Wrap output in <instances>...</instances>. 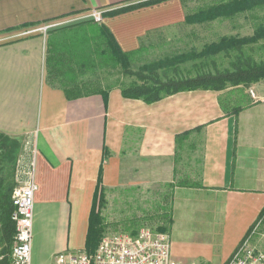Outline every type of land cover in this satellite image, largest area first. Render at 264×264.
<instances>
[{"label": "crops", "instance_id": "obj_1", "mask_svg": "<svg viewBox=\"0 0 264 264\" xmlns=\"http://www.w3.org/2000/svg\"><path fill=\"white\" fill-rule=\"evenodd\" d=\"M147 1L0 0V132L18 143L14 184L17 159L29 161L37 151L33 264L94 252L86 243L100 176L105 190L134 183L171 188L169 234L177 255L198 251L225 264L264 215L261 82L147 103L124 97L118 86L69 99L47 80L48 40L57 28L27 32L89 21L93 10H103L100 24L124 52H150L166 45L157 38L190 25L185 0L135 7ZM2 244L1 257L10 258L13 244ZM175 244L180 249L172 250Z\"/></svg>", "mask_w": 264, "mask_h": 264}, {"label": "trees", "instance_id": "obj_2", "mask_svg": "<svg viewBox=\"0 0 264 264\" xmlns=\"http://www.w3.org/2000/svg\"><path fill=\"white\" fill-rule=\"evenodd\" d=\"M162 0H151L135 7L157 3ZM132 7L126 8L131 9ZM122 9L120 11H125ZM264 9V0H223L205 10L187 14L189 25L204 24L220 18H233L236 15L251 13L254 21V34L249 37L223 36L218 42L204 44L198 50L195 46L188 50L183 48L166 52L162 58L138 64L148 52L142 47L132 52H124L109 28L94 21H85L53 30L49 35L47 48V80L61 87L69 99H76L94 93H106L118 86L124 97L142 99L147 103L157 102L171 94L186 90H216L228 87L245 86L264 80V61H254L244 51V45L264 36V16L255 14ZM120 11L112 12L116 14ZM196 33L193 31L192 35ZM223 53L232 58V68L216 71H205L196 76L162 78L161 74L177 72L180 65L189 60L210 57ZM137 66V69L134 67ZM112 71L122 72L133 77L127 84L103 85L102 76ZM181 136H177L180 138ZM18 143L15 139L0 132V223L3 234L1 240L7 248L13 244L15 226L11 219L13 211L12 195L16 184L10 180L13 176ZM171 185V184H170ZM171 186H174L172 184ZM105 187L101 176L95 194V201L90 216V225L86 248L90 250L101 239L104 232V219L101 213ZM165 217L170 226L172 222L171 206L166 208ZM161 232L166 226H161ZM136 234L137 231H133ZM94 239V240H93ZM92 241L94 243L92 244ZM0 264H9L10 259L2 258Z\"/></svg>", "mask_w": 264, "mask_h": 264}, {"label": "rangeland", "instance_id": "obj_3", "mask_svg": "<svg viewBox=\"0 0 264 264\" xmlns=\"http://www.w3.org/2000/svg\"><path fill=\"white\" fill-rule=\"evenodd\" d=\"M187 2V11L195 13L199 10H205L213 5H216L223 0H185ZM228 1V0H225ZM250 16L251 13L236 15L233 18H220L204 24L190 25L187 28L177 32H167L164 36L157 38L161 42L166 41L164 46H156L147 53L146 57L138 64L152 61L156 58H162L166 52L174 49L183 48L189 49L195 46L198 50L202 49L204 44L210 42H218L223 36L249 37L254 34V21ZM259 16H264V9H259L255 13ZM44 26V25H43ZM63 25L54 26L48 29L51 30ZM193 30L195 35L189 34ZM156 40V41H157ZM244 51L247 55L253 58L254 61H264V36L258 40H253L244 45ZM232 58L224 56L223 53L212 55L210 57H201L192 59L180 65V70L177 72L170 71L167 74H161L162 78H175L181 76H196L205 71H216L232 68ZM137 69V66L134 67ZM133 77L127 76L122 72L112 71L102 76L103 85L127 84ZM264 85V80L260 81ZM256 90V89H255ZM132 184L129 186H120L118 188H109L105 190L104 200L102 201L101 213L104 219V232L101 239L110 234H133V231H139L141 228L148 227L153 231L161 232V226H166L168 229L164 232H169V224L167 222L166 208L170 206L171 188L167 184ZM1 234V233H0ZM170 235V234H169ZM2 235H0V238ZM101 239L93 247L95 251ZM94 240V239H93ZM94 241H92V244ZM255 243L259 249L264 250V236L260 235L255 239ZM3 248L0 239V252ZM180 249L178 244L172 247V250ZM87 249V248H86ZM86 251V250H85ZM175 253V252H174ZM176 254V253H175ZM172 257L176 262L181 264H217L218 259L208 258L198 251H185L184 254L175 255ZM5 259H10L8 255Z\"/></svg>", "mask_w": 264, "mask_h": 264}, {"label": "built area", "instance_id": "obj_4", "mask_svg": "<svg viewBox=\"0 0 264 264\" xmlns=\"http://www.w3.org/2000/svg\"><path fill=\"white\" fill-rule=\"evenodd\" d=\"M89 20L103 22L104 11L93 10ZM59 24H47L36 31L47 34L48 29ZM252 94L253 91H251ZM36 150L26 161L17 159L15 166V189L12 195L11 219L15 226L9 264H33L32 243L34 226V204L37 190ZM264 236V215L252 226L225 264H264V250L258 248L255 239ZM52 264H181L172 257L171 239L166 232H156L148 227L141 228L135 235L110 234L104 236L94 252L81 251L76 254L60 253Z\"/></svg>", "mask_w": 264, "mask_h": 264}]
</instances>
